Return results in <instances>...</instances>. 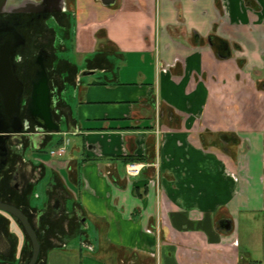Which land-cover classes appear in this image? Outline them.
<instances>
[{"label": "crops", "instance_id": "0c3cea01", "mask_svg": "<svg viewBox=\"0 0 264 264\" xmlns=\"http://www.w3.org/2000/svg\"><path fill=\"white\" fill-rule=\"evenodd\" d=\"M73 7L61 131L24 136L0 169L38 264H249L237 218L264 202V0Z\"/></svg>", "mask_w": 264, "mask_h": 264}, {"label": "flooded vegetation", "instance_id": "af4514ba", "mask_svg": "<svg viewBox=\"0 0 264 264\" xmlns=\"http://www.w3.org/2000/svg\"><path fill=\"white\" fill-rule=\"evenodd\" d=\"M17 1H21L22 5L9 7V10L0 13V58L3 47L6 44L18 43L20 41L15 48L12 62L14 64L13 73L16 75L17 81L21 83V90L15 94L14 92L17 90V87L10 84L12 81L8 76V72H0V128L19 126L15 121V114H9L8 106L11 105L13 99H16V102L19 103L16 115L20 119L21 129L24 131V133L16 138L6 139L9 153L13 143L18 145L24 136L42 131L38 128L36 121L31 115L30 105L33 84L39 78L43 69L49 75V85L55 104V117L60 118L59 113L63 110V106L58 104L60 88L66 83V77L63 75L66 66L64 64V57L60 54L67 51L65 49L66 42L71 37L72 25L74 20H76L77 13L73 7L74 0ZM17 1L11 0L10 2L16 3ZM15 8L18 9L14 10ZM18 34L21 35L20 40L17 38ZM213 45L219 46V42L213 40ZM0 142V169L3 170L7 165L9 153L6 156L4 142L2 139H0ZM220 143L224 149H228L225 145L227 142L223 138ZM2 212L5 211L0 210L1 214ZM13 224H9V226L15 236L14 241L15 239L17 241L15 256L11 255L8 258L0 256V264H28L32 254L30 258L22 254L27 250L28 240L25 236L26 231L23 233L21 230L22 235L19 232L16 233L17 230ZM36 233L39 239V234L37 231ZM39 242V257H41L43 244L40 240ZM31 248L33 253L32 242ZM39 257L36 264L40 260Z\"/></svg>", "mask_w": 264, "mask_h": 264}, {"label": "water", "instance_id": "95a60500", "mask_svg": "<svg viewBox=\"0 0 264 264\" xmlns=\"http://www.w3.org/2000/svg\"><path fill=\"white\" fill-rule=\"evenodd\" d=\"M10 1L11 0H0V13L9 10V7L15 5L18 7L22 5L20 0V2L16 0V3H11ZM17 9L18 8H15L14 10ZM17 38L20 40L21 35L18 34ZM19 43L20 41L18 43L16 42L6 44L3 47L0 58V72H8V76L12 81L10 82V84L17 87V90H15L14 92L15 94L21 90V83L17 81L16 75H14L13 73L14 64L12 62V58L15 52V48ZM8 106L9 114H15V121L19 124V126L0 128V139H2L4 142V146L6 148V156L9 153V148L6 139L16 138L17 136L24 133V131L21 129L20 119L16 115L19 108V103L16 102V99H13V101H11V105ZM54 109L55 104L49 85V75L48 72L43 69L39 78L33 84L32 100L30 105L31 115L36 121L40 130L50 133L61 131L62 127L55 117ZM0 210L11 214L21 222L26 233L31 239L33 246L32 257L28 264H36L40 253V242L36 233V229L30 222L28 216L19 207L2 201H0Z\"/></svg>", "mask_w": 264, "mask_h": 264}, {"label": "rangeland", "instance_id": "374dc122", "mask_svg": "<svg viewBox=\"0 0 264 264\" xmlns=\"http://www.w3.org/2000/svg\"><path fill=\"white\" fill-rule=\"evenodd\" d=\"M60 55L64 56L69 54L61 53ZM81 56L82 55H80V58ZM80 58L78 60L79 64L81 62ZM72 90L73 89H70L69 94L72 93ZM70 140H72V136H69V141L65 142L67 146L70 144ZM59 145L60 144L54 145L53 148L58 150ZM48 152H49V148H48ZM258 207L259 208L256 207L254 210L242 211L239 218H237L238 220L237 245L240 249V254L242 258L241 261L245 260L249 264H264V202L263 205H260ZM9 216L11 215L9 214ZM13 226L17 230L16 233L18 232L20 234L22 233L21 229H19V226L15 221ZM16 242L17 241L15 239V244ZM13 245H14V240L12 238H9L8 235H6V233L4 232V227L0 225V256L4 258H8L9 255L12 254L11 251ZM22 254L24 256L26 255L25 252H23ZM14 256H15V252H14Z\"/></svg>", "mask_w": 264, "mask_h": 264}, {"label": "trees", "instance_id": "16d2710c", "mask_svg": "<svg viewBox=\"0 0 264 264\" xmlns=\"http://www.w3.org/2000/svg\"><path fill=\"white\" fill-rule=\"evenodd\" d=\"M13 217V219L15 220V222L18 224V226L20 227V229L23 231V233H25V230H24V228H23V226H22V224H21V222L16 218V217H14V216H12ZM3 220H4V223L6 224V225H8V227H9V220H7L6 218H5V216L4 217H1ZM25 236H26V238H27V240H28V244H27V250H26V255L28 256V258H30V256H31V254H32V248H31V242H30V239H29V237L27 236V234L25 233ZM39 240L41 241V237L39 236ZM15 242V241H14ZM14 247H15V252H16V244H14ZM39 259H40V257H39Z\"/></svg>", "mask_w": 264, "mask_h": 264}, {"label": "built area", "instance_id": "2783aa9c", "mask_svg": "<svg viewBox=\"0 0 264 264\" xmlns=\"http://www.w3.org/2000/svg\"><path fill=\"white\" fill-rule=\"evenodd\" d=\"M64 152H65V148L61 147V148H58V150L52 151V154H63ZM127 170L130 174L136 175L140 171L139 164H136V163L128 164Z\"/></svg>", "mask_w": 264, "mask_h": 264}]
</instances>
